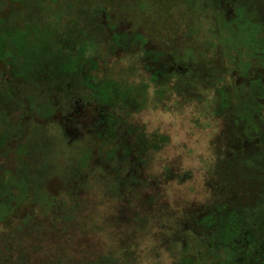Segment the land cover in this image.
Masks as SVG:
<instances>
[{
	"label": "rangeland",
	"instance_id": "obj_1",
	"mask_svg": "<svg viewBox=\"0 0 264 264\" xmlns=\"http://www.w3.org/2000/svg\"><path fill=\"white\" fill-rule=\"evenodd\" d=\"M137 1L125 0L114 11L119 32H141L148 48L165 54L157 60L136 58L128 51L111 56L103 47L98 55L101 73L133 84L145 81L152 71L162 72L151 83L145 109L130 121L148 135L170 140L149 154L137 187L122 190L108 179L106 166L121 175L130 169L128 157L107 161L110 142L97 155L93 140L77 129L68 135L55 118L49 120L47 108L58 112L70 101L58 96L50 100L53 96L31 84V78L20 77L14 64L25 69L29 63L11 54L15 43L8 45L10 77L0 63V264H173L169 245L162 244L166 231L174 228L171 218L225 197L237 200L239 190L225 170L227 148L254 138L256 125L241 116L250 104L256 103V115L264 105L253 99L258 87L254 80L264 76V54L255 46L262 38L259 27L248 12L238 10L231 21L225 13L217 14L215 20L184 0L155 2L157 20L155 14L135 12ZM140 1L139 10H145L147 0ZM259 1L264 4L258 0L257 7ZM42 4L43 0H0V10L3 5L12 9L7 35L25 42L17 50L34 60L41 54L46 30L53 31L51 25L57 24L51 20L58 18L55 9L64 10L62 25L78 18L66 12V4L52 0L45 1L40 13ZM148 61L151 72L144 66ZM177 66L191 70L180 75ZM9 79L13 89L18 88L14 97L7 90ZM221 90L231 106L225 113H217ZM262 92L258 96L264 100ZM249 118L255 120L251 114ZM94 155L92 164L85 163ZM166 170L191 178L160 184ZM28 196L32 201L23 209H32V216L3 223L16 215Z\"/></svg>",
	"mask_w": 264,
	"mask_h": 264
},
{
	"label": "trees",
	"instance_id": "obj_2",
	"mask_svg": "<svg viewBox=\"0 0 264 264\" xmlns=\"http://www.w3.org/2000/svg\"><path fill=\"white\" fill-rule=\"evenodd\" d=\"M45 1L43 0V4ZM67 1L69 0H52L57 5L66 4V12H75L78 18L68 20L62 25L64 10L55 9L54 12L59 14L58 18L51 20L57 24L51 25L53 31L46 30L47 26L42 27L46 33L40 41L41 54L37 53L40 56H36L35 60L24 57L23 52L17 50V47L21 48L25 42L16 39L11 35L13 33L7 35V31H10L8 24L11 22L9 14L12 9L3 5L0 10V63L6 66L5 75L10 77L13 62L12 59L9 60L6 51L7 47L11 46L10 42L15 43L16 47L12 46L11 54L20 57L22 62L29 63L25 69L14 64L18 75L31 78V84L34 83L39 90L53 96L50 100L58 96L70 101L67 107L58 112V108H47L49 120L55 118L59 127L68 135L72 134L73 129H77L79 134L93 140L97 155H100L103 147L110 142L107 161L111 162L114 158L124 160L128 157L130 169L121 175L106 166L108 179L122 190L137 187L141 183L138 177L140 169L146 164L149 154L159 152L170 140L166 135H148L130 121L133 115L145 109L151 83L158 81L162 72L152 71L145 81L133 84L114 74L101 73L98 55L103 47H108L111 56L119 51H128L136 58L141 56L148 59L151 56L153 60H157L165 53L148 48V41L141 32H119L112 16L125 0H76L74 4L66 3ZM159 1L147 0L145 10L141 11L139 0L136 2L135 12L140 13L139 15L155 14L158 20L159 11L153 9L157 6L154 3ZM257 1L184 0L189 6L199 7L203 13L213 15L215 20L217 14L225 13L224 16L231 21L239 15L238 10L248 12L252 22L254 21L253 25L259 27L258 30L262 34L255 46L264 54V4L259 1L261 6L257 7ZM2 12H7V15L2 16ZM253 15L256 16L254 19ZM141 19L147 21L146 18ZM106 32L109 34L106 35ZM150 64L148 61L144 65L149 72L152 69ZM175 69L180 75H185L191 67L177 66ZM216 78L219 82L218 75ZM262 78L254 80L258 87L254 88L253 99L264 103L258 96L264 91L261 85L262 81L264 83V76ZM13 82L9 79V89L7 86L10 97L15 96L14 90L17 88L13 89ZM233 87L235 89L236 85ZM220 92L217 113H225L231 106L227 101L228 97L222 90ZM253 106L256 107V103L250 104V110L247 111L246 108L241 118L256 125L255 132H252L255 133L254 138H247L238 144L231 143L227 148L229 164L225 170L229 173L228 178H231L238 188L237 191L239 190L237 200L225 197L218 202L201 205L200 209L179 212L176 219L171 218L175 224L174 228L166 231L162 244L169 245L173 264H264V105L257 115L254 114ZM249 114L254 116L255 120L249 118ZM251 131L250 129L248 132ZM94 156L85 159V163L92 164L96 158ZM162 176L159 181L164 185L174 181L184 183L191 178L190 174L175 173L172 170H166ZM31 201L28 196L16 215L3 223L9 224L15 219L19 221L25 216H32V209H23ZM104 264L110 263L107 261Z\"/></svg>",
	"mask_w": 264,
	"mask_h": 264
}]
</instances>
